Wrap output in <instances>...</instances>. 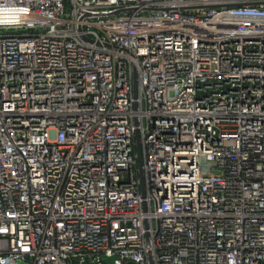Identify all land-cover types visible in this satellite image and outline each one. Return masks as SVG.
Here are the masks:
<instances>
[{
    "label": "built area",
    "instance_id": "1",
    "mask_svg": "<svg viewBox=\"0 0 264 264\" xmlns=\"http://www.w3.org/2000/svg\"><path fill=\"white\" fill-rule=\"evenodd\" d=\"M264 264V0H0V264Z\"/></svg>",
    "mask_w": 264,
    "mask_h": 264
},
{
    "label": "water",
    "instance_id": "2",
    "mask_svg": "<svg viewBox=\"0 0 264 264\" xmlns=\"http://www.w3.org/2000/svg\"><path fill=\"white\" fill-rule=\"evenodd\" d=\"M102 260H103L106 264H117V263H116V260H117L116 257L103 256V257H102Z\"/></svg>",
    "mask_w": 264,
    "mask_h": 264
}]
</instances>
